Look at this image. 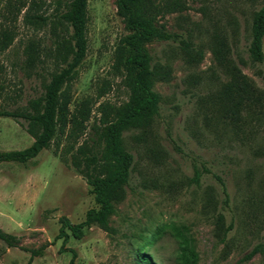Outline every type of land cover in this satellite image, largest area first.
<instances>
[{
	"label": "rangeland",
	"instance_id": "obj_1",
	"mask_svg": "<svg viewBox=\"0 0 264 264\" xmlns=\"http://www.w3.org/2000/svg\"><path fill=\"white\" fill-rule=\"evenodd\" d=\"M62 1L0 0V44L3 32L12 36L0 50V108L21 109L42 92L59 27L49 20L42 27L27 24L23 15L30 8L53 20ZM116 1L87 3V50L70 84L69 106L89 101L83 132L75 141L57 135L26 165L0 163V229L17 238L14 246L0 240V264H264L259 252L246 258L264 241V62H253L247 51L252 15L264 0H180L179 10L157 19L174 35L144 45L151 63L165 72L154 84L159 110L148 129L122 133L133 163L109 230L90 224L75 237L67 227L96 206L69 148L89 141L101 102L127 100L111 69L118 39L130 33ZM219 37L227 45L222 63L212 53ZM180 40L196 52L193 57ZM28 42L38 58L29 67ZM231 65L263 98L260 108L239 110V121L221 94ZM31 142L22 120L0 116V150ZM38 248L42 254L30 259Z\"/></svg>",
	"mask_w": 264,
	"mask_h": 264
},
{
	"label": "trees",
	"instance_id": "obj_2",
	"mask_svg": "<svg viewBox=\"0 0 264 264\" xmlns=\"http://www.w3.org/2000/svg\"><path fill=\"white\" fill-rule=\"evenodd\" d=\"M88 0H64L53 20L43 14L27 9L23 21L33 26H44L48 20L59 27L53 33L50 51L53 69L43 84L42 92L29 98L21 109L0 108V116L24 122L25 131L32 142L22 149L0 150V163L15 162L26 165L41 150L49 147L57 135H65L76 140L85 129L90 118L89 101L83 100L70 109V84L77 76V69L86 55V24ZM117 13L130 31L118 39L112 55L111 69L120 76L127 89V100L119 105L101 102L99 116L91 126L89 141L70 146L72 165L86 178L91 186L95 207L87 209L84 219L76 224L65 222L71 233L79 237L83 227L96 224L104 231L109 230V217L115 212V204L122 199L124 187L128 184L133 156L122 142L123 131L129 128L146 130L158 114L160 95L154 84L164 78L160 65L152 64L145 43L152 40H168L174 35L166 31L157 19L164 13L181 8L180 0H117ZM0 50L5 49L12 40L10 32H3ZM264 36V4L253 12L248 55L253 62H264L262 40ZM212 53L218 63L226 61V43L217 38ZM183 51L193 57L196 53L189 43L180 40ZM25 66H33L37 61V48L28 42L24 48ZM230 81L221 94L229 109H237V121L241 109L253 110L261 107L263 98L253 82L231 65L227 68ZM235 112V110H234ZM235 118V117H234ZM74 149V150H73ZM69 152V151H68ZM197 175H195V180ZM224 196L227 198L223 186ZM221 219V215H218ZM229 229L223 228L224 233ZM16 237L0 229V240L7 246L16 244ZM259 252L264 258V241L253 246L246 255L249 258ZM42 254L41 248L30 250V259ZM74 255V252H73ZM143 261H146L145 257ZM30 261V260H29Z\"/></svg>",
	"mask_w": 264,
	"mask_h": 264
}]
</instances>
